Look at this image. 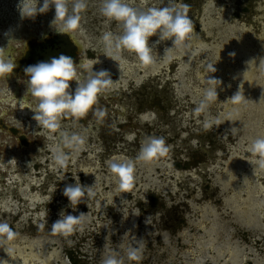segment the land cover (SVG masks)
Returning <instances> with one entry per match:
<instances>
[{"label": "rangeland", "instance_id": "374dc122", "mask_svg": "<svg viewBox=\"0 0 264 264\" xmlns=\"http://www.w3.org/2000/svg\"><path fill=\"white\" fill-rule=\"evenodd\" d=\"M128 2L139 8L162 6L159 0ZM19 3L0 0V48L9 39L17 41L12 45L15 61L29 40L43 42L58 35L50 26L54 8L19 19ZM183 3L190 6L196 35L187 43L195 55L183 59L174 50L170 55H180L179 60L158 59L141 67L127 51L122 53L126 63L104 56L98 37L108 30L119 34V28L99 15V0H88L81 13L79 45L98 51H88V60L103 58L123 75L113 77L114 92L101 93L75 127L73 117H62L65 128L89 129L86 144L66 168L51 159L55 139L37 135L33 112L19 103L29 78L19 72L0 77V163L7 164L0 167V222L19 233L0 246V259H9V264H71L72 258L77 264H101L115 251L124 264H264V169L246 151L264 138V74L258 69L264 58V0ZM157 39L150 37L149 44L153 55L162 57L171 41L155 43ZM57 43L59 51L71 50ZM232 52L235 56H229ZM253 59L257 64H248ZM208 63L217 69L210 75L222 84L217 100L196 114ZM154 66L160 68L159 77L145 76ZM93 71H98L96 65ZM75 87L70 82L69 91ZM240 89L245 101L227 102ZM11 94L17 103H4ZM96 108L105 109V116L97 117ZM229 112L234 113L231 119L226 118ZM209 120L212 125L205 128ZM148 136L163 137L168 152L149 162L137 161L133 186L117 191L109 162L135 159ZM76 177L82 186L93 188L73 210L63 190ZM29 196L35 202L24 199ZM62 210L66 215L87 214L82 230L68 237L50 234ZM9 247L12 254L7 257ZM129 247L140 250V261L127 259Z\"/></svg>", "mask_w": 264, "mask_h": 264}, {"label": "clouds", "instance_id": "9594fccd", "mask_svg": "<svg viewBox=\"0 0 264 264\" xmlns=\"http://www.w3.org/2000/svg\"><path fill=\"white\" fill-rule=\"evenodd\" d=\"M159 4L162 6L139 8L131 6L128 0H99V15L108 23L115 22L119 28V34L108 30L98 37L104 56L114 62L126 63L122 53L127 51L134 54L139 66L144 67L154 65L158 59L171 61L173 57L170 53L174 50L181 52L187 50L189 47L187 41L196 35L193 21L188 16L190 6L183 3V0H167L166 4L164 0H159ZM17 7L21 17L27 19L45 14L50 8H54L55 15L50 26L57 34L74 38L84 31L81 13L88 8V0H42V3H39V0H20ZM153 36L158 37L155 43L171 41V47L164 48L162 57L158 54L153 55V49L149 44V38ZM13 44H17V41L9 39L7 47L0 48V77L8 76L16 67ZM229 56H235V52L229 53ZM80 61L77 65L71 56L61 54L52 57L49 61L29 65L24 69V74L29 79L26 82L24 97L19 103L33 112L32 119L40 129L36 134L51 135L55 139L56 145L52 149L51 159L59 168L68 166L73 154L79 152L86 144L89 132V129L73 131L65 128L61 123L62 117H73L75 127V122L84 118L97 105L100 94L114 84L107 70L93 71V66L99 63L98 59ZM252 63L257 64L255 59L248 61V64ZM258 69L264 74V58L259 59ZM205 70L209 74L205 77L206 86L200 89L201 99L193 109L196 114L204 113L211 102L217 100V89L222 84L220 79L210 75L217 70L214 64L208 63ZM71 81L76 83L74 92L69 91ZM8 92L11 93L9 90ZM2 95L0 93V96ZM10 100L17 103L12 94L3 102L7 103ZM243 101L245 98L241 89L227 100L233 105ZM94 114L102 118L106 110L96 108ZM233 115V112H229L226 118L231 119ZM211 125V120L204 123L205 128H210ZM168 150L163 137L148 136L141 143L135 159L110 161L108 166L114 175L116 190L124 191L133 186L137 161L149 162L165 155ZM249 152L252 157L257 158L259 168L264 169V138L254 140ZM6 166L7 164L0 163V167ZM75 179L74 185H66L63 190V195L68 199L69 206L73 210L76 205L82 203L86 195L91 194L93 188V186H82L78 177ZM86 215L85 213H80L78 216L66 215L62 210L59 219L53 222L49 232L52 235L68 237L75 231L82 230ZM39 227L43 230L45 225L41 224ZM18 235L19 233L7 222H0V246L14 241ZM5 253L7 257L10 256L12 248H6ZM141 258L138 248H128L129 261H140ZM0 264H9V259H0ZM101 264H124V259L118 252L113 251L101 261Z\"/></svg>", "mask_w": 264, "mask_h": 264}, {"label": "flooded vegetation", "instance_id": "af4514ba", "mask_svg": "<svg viewBox=\"0 0 264 264\" xmlns=\"http://www.w3.org/2000/svg\"><path fill=\"white\" fill-rule=\"evenodd\" d=\"M47 37L45 41L43 42H38L34 40H29L26 45V49L24 50V53L21 58H17L15 61L16 67L14 68L12 74L14 72H19L21 74H24V69L29 66V65H35L40 62H46L49 61L52 57H58L61 54L71 56L74 60V62L78 65L81 61H88V58L85 56V54L89 52L96 53L98 52L95 48L89 45H84L83 51L82 49H79V44L77 43L81 41L82 36L80 34L76 35L74 38H70L67 35H57ZM56 37V39H55ZM67 37V38H66ZM78 37V39H77ZM63 39V41H61ZM60 40V42H64L67 47H70V51H68V54H66V51L61 49L60 51L58 50L59 43L57 41ZM56 49L55 52H50V50ZM49 56V58H46ZM25 75V74H24ZM75 83V81H74Z\"/></svg>", "mask_w": 264, "mask_h": 264}, {"label": "bare ground", "instance_id": "6f19581e", "mask_svg": "<svg viewBox=\"0 0 264 264\" xmlns=\"http://www.w3.org/2000/svg\"><path fill=\"white\" fill-rule=\"evenodd\" d=\"M141 8H142V6H141ZM19 15V19H20V13H18ZM18 19V20H19ZM17 22L18 21H15V20H13V22H12V24H17ZM20 24V23H19ZM22 26V25H21ZM14 28V27H13ZM22 28V27H21ZM21 28H18V29H11V31H14V32H19L20 31V29ZM14 32H12V33H14ZM81 35V34H80ZM9 37V36H8ZM77 43L78 44H80L81 43V41L80 42H78L77 41ZM194 46L193 45H189V47H188V49L187 50H185V51H183V52H180V54H181V57L184 59V58H186V57H192L193 55H195V53H194V51H193V48ZM79 49H82V51L84 50L83 49V47L80 45L79 46ZM173 57V59L172 60H174V61H176V60H179L180 59V55L178 56V55H173L172 56ZM106 63H108L107 62V60H104L103 58L101 59L100 58V60H99V63L98 64H96V68H97V70L99 71L100 69H104V70H107L109 73H110V75H111V79L113 80V82H115V80L113 79V77H117V78H119V76H122L123 74L122 73H120V71L118 70V68L117 69H115V68H112V66L111 65H106ZM168 63H169V61H168ZM177 64V63H176ZM160 68H159V66H154V67H152L151 68V70L145 75V76H147L148 74H149V76H152V77H159V74H160V70H159ZM146 72V71H145ZM125 75V74H124ZM71 84H73V85H76V83H74V81H71ZM120 86H122V85H120ZM112 87V86H111ZM111 87H109L108 89H106L105 91L106 92H114V89L112 90L111 89ZM104 91V92H105ZM103 92V93H104ZM102 93V94H103ZM142 120V119H141ZM246 151L247 152H249V149H246ZM24 199L26 200V201H28V202H30V203H32V202H35L34 200L32 201V199H30V196L29 197H24ZM38 204V203H37Z\"/></svg>", "mask_w": 264, "mask_h": 264}, {"label": "trees", "instance_id": "16d2710c", "mask_svg": "<svg viewBox=\"0 0 264 264\" xmlns=\"http://www.w3.org/2000/svg\"><path fill=\"white\" fill-rule=\"evenodd\" d=\"M71 264H77L72 258H69Z\"/></svg>", "mask_w": 264, "mask_h": 264}]
</instances>
